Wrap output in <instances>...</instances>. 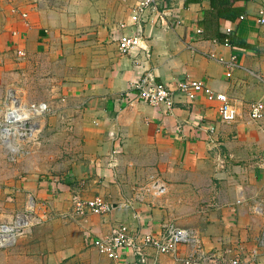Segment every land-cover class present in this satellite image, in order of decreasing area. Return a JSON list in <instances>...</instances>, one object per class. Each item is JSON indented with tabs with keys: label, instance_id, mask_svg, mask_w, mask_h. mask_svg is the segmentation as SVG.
I'll list each match as a JSON object with an SVG mask.
<instances>
[{
	"label": "crops",
	"instance_id": "1",
	"mask_svg": "<svg viewBox=\"0 0 264 264\" xmlns=\"http://www.w3.org/2000/svg\"><path fill=\"white\" fill-rule=\"evenodd\" d=\"M142 1L0 0V102L10 87L31 103L46 88L47 102L63 109L60 121L51 120L61 124L58 137L68 142L73 156L61 182L34 173L21 177L18 170V179L1 181L3 196L26 198L27 204L32 199L52 220L50 208L59 199L102 197L112 207L102 216L65 212L63 233L48 225L43 258L39 235L44 231L36 230L34 258L26 264H131L139 259L129 249L119 250L115 261L94 242L117 225L159 236L168 222L198 232L207 264H232L237 258L240 264H264V254L252 256L264 231V217L254 212V205L264 201V119L253 121L248 107L264 100V23H259L264 0L234 2L241 12L232 23L211 19L210 0H159L165 17L155 21L150 10L141 46L122 53L120 37L139 32L132 16ZM206 28L211 33H197ZM229 28L232 46L223 42ZM212 55L236 56L239 68L228 78ZM147 72L174 91L184 80L205 82L237 104L238 121L221 122L219 102L207 94L194 102L178 95L171 110L135 94L126 97ZM153 179L166 185L165 195L125 208L133 189ZM0 206L13 212L3 202ZM21 249L18 244L13 252ZM9 253L2 252L3 264ZM86 255L92 258L83 259ZM187 255V248L174 255L148 252L152 264H181ZM18 256L12 263H23Z\"/></svg>",
	"mask_w": 264,
	"mask_h": 264
},
{
	"label": "built area",
	"instance_id": "2",
	"mask_svg": "<svg viewBox=\"0 0 264 264\" xmlns=\"http://www.w3.org/2000/svg\"><path fill=\"white\" fill-rule=\"evenodd\" d=\"M150 10L156 13L155 21L165 17V11L161 10L159 0H143L132 16L133 25L139 28V32L135 31L134 34H124L120 37L119 50L122 53H129L141 46L142 23L146 21ZM242 19L244 18L242 17ZM259 23H264V12L261 13ZM121 27L123 30H127L126 24H122ZM197 33L204 34L205 32L203 29H198ZM226 33L228 38L224 43L226 46H232L229 36L232 35L233 29H227ZM19 55L25 56L24 52H20ZM210 58L217 60L225 67L228 78H231L239 68L236 56L230 60L215 55L210 56ZM131 94H135L140 101L155 107L164 105L169 110L173 109L178 95L194 102L201 94H207L219 102L221 122L234 124L240 116L239 107L235 102L225 94H216L203 81L191 79L181 81L174 91L171 87L159 83L151 72H147L126 93V97ZM248 107L253 121L261 122L264 119V100L252 102ZM48 112L49 109L46 104L25 103L19 90L16 87H10L5 101L0 104V146L3 147L5 153L10 156L17 155L20 152V142L25 140L26 136H28L26 139H33L37 135L38 131L35 130L36 125H38L36 119L45 116ZM26 125H29L28 129ZM211 131L215 132V128L212 127ZM116 155H118V149L114 151V156ZM166 190L167 187L161 180H150L146 185L135 187L133 197H128L123 205L125 208L135 209L137 205H144L148 196L161 197L165 195ZM73 203L74 213L80 217H85L88 213L102 216L112 209L102 197H96L90 201H82L79 197H74ZM254 212L264 217V204L254 207ZM32 224V216L27 213L16 215L11 223H1L0 248L14 246L18 236L29 233ZM94 247L102 255L115 261L119 258V250L129 249L139 259L131 264H152L148 257V252L151 249L155 250L158 255H174L181 248H187L188 255L182 259L181 264H207L208 260L204 254L203 242L198 232L181 228L172 222L163 225V231L159 236L147 232L132 231L126 225H117L108 235L97 239L94 242ZM261 254H264V231L258 240V247L252 252V256L257 259ZM240 263V258L232 262V264Z\"/></svg>",
	"mask_w": 264,
	"mask_h": 264
},
{
	"label": "rangeland",
	"instance_id": "3",
	"mask_svg": "<svg viewBox=\"0 0 264 264\" xmlns=\"http://www.w3.org/2000/svg\"><path fill=\"white\" fill-rule=\"evenodd\" d=\"M58 92L53 99L55 102H57L59 99L57 97ZM48 94L49 92L46 90V88L41 89V98L38 102H35L46 104L49 109V112L45 116L36 119V122L38 124L36 125V132L38 131L37 135L33 139L31 138L22 140L19 145L20 152L17 155H8L7 153H5L3 147L0 146V185L2 180L4 181L8 179H18V175L16 174L18 170L21 177H27L30 174L32 176V174L34 173L36 176H41L43 179L58 178L59 182L63 180L62 178L65 177L67 173H70V170L72 169L70 162H72L73 160V156L72 154H70V146L66 144L68 143L66 140H62L58 137V131L61 128V124L55 123L51 120L52 117H55V119L60 121V116L63 115V109L55 110V107L47 102L48 98H46V95ZM42 95L45 97H43ZM23 96L22 98L24 99ZM4 101H1L0 104H2ZM61 101L62 97L60 98L59 102L61 103ZM24 102L31 103L27 102L26 100H24ZM38 157H40L39 160L37 159ZM2 192L3 190L0 186V203L3 202L4 206L6 207L8 205V208L13 212H6L7 209L2 210L0 206V224L11 223L12 221H14L16 215L26 213L32 216L33 224L29 229V233L17 237L16 244H20L23 246V249L19 250V253L17 252L19 256L13 252L14 248L17 245L9 248H0V264H3L1 261L2 252H10L8 262L4 264H15L14 262L12 263L11 259H16L17 256L22 259V264H26L28 260H33V255L35 253H33L32 236L33 233L36 232V230H41L40 232L44 231V233L42 232L39 235V238L44 240L42 242L43 246L40 247V257L43 258L46 254H48V250H45V246L48 248V225L55 224L54 227L50 228L56 230L57 232L63 233V214L65 212H73V202L67 200V203L66 201H60L59 199L50 208V212H53L55 217L54 220H52L51 218L45 217L46 213H44L43 207L38 208L34 200H28V204L26 198L24 200L23 198H20L19 200H17V198H14L13 200L7 201V197L3 196ZM260 204H264V201L258 202L254 205V207ZM46 209L48 210V208ZM72 234L73 240L76 241L77 237H75V235L78 236V231L74 229ZM61 240L62 237L57 238L58 243ZM82 258L88 259L92 257L86 255V257Z\"/></svg>",
	"mask_w": 264,
	"mask_h": 264
},
{
	"label": "trees",
	"instance_id": "4",
	"mask_svg": "<svg viewBox=\"0 0 264 264\" xmlns=\"http://www.w3.org/2000/svg\"><path fill=\"white\" fill-rule=\"evenodd\" d=\"M202 0H188V3H196ZM239 0H210L212 5V12L209 13L211 19H225L228 22H235L240 14V10L234 7V2ZM205 23V21H203ZM205 33H211V28L204 29ZM223 42H225L226 38H228L227 33L223 36ZM231 39V43L235 39L233 36H229Z\"/></svg>",
	"mask_w": 264,
	"mask_h": 264
},
{
	"label": "water",
	"instance_id": "5",
	"mask_svg": "<svg viewBox=\"0 0 264 264\" xmlns=\"http://www.w3.org/2000/svg\"><path fill=\"white\" fill-rule=\"evenodd\" d=\"M26 128L28 129V128H29V125H26ZM26 138H28V136H26ZM26 138H25V139H26Z\"/></svg>",
	"mask_w": 264,
	"mask_h": 264
},
{
	"label": "bare ground",
	"instance_id": "6",
	"mask_svg": "<svg viewBox=\"0 0 264 264\" xmlns=\"http://www.w3.org/2000/svg\"><path fill=\"white\" fill-rule=\"evenodd\" d=\"M37 129V126L35 127V130Z\"/></svg>",
	"mask_w": 264,
	"mask_h": 264
}]
</instances>
